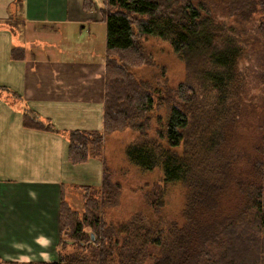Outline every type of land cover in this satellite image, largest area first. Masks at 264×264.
I'll use <instances>...</instances> for the list:
<instances>
[{
  "label": "trees",
  "instance_id": "obj_1",
  "mask_svg": "<svg viewBox=\"0 0 264 264\" xmlns=\"http://www.w3.org/2000/svg\"><path fill=\"white\" fill-rule=\"evenodd\" d=\"M257 6L256 0H103V129L69 132L68 161L99 160L106 137L130 126L146 136L143 115L152 110L154 95L158 102L171 101L166 130L159 134L167 146L144 138L130 145L127 155L142 170L161 167L168 183H187L186 224L154 222L139 212L111 227L94 187L75 186L84 192L79 212L62 185L56 261L0 264H264V141L254 155H241L236 124L223 125L226 116L239 120L243 115L250 77L240 63L247 48L264 38V20H255ZM84 7L93 11L94 0H85ZM150 36L170 42L184 60L188 78L175 90L163 92L135 78L132 70L147 60L139 41ZM258 62L263 79L264 55ZM27 122L26 127L58 133L52 124ZM244 159L250 167L246 177L238 175ZM105 187L110 204L119 186L109 181ZM235 190L240 219L224 213V199ZM155 198L150 204L156 208ZM70 246L84 252L66 253Z\"/></svg>",
  "mask_w": 264,
  "mask_h": 264
},
{
  "label": "crops",
  "instance_id": "obj_2",
  "mask_svg": "<svg viewBox=\"0 0 264 264\" xmlns=\"http://www.w3.org/2000/svg\"><path fill=\"white\" fill-rule=\"evenodd\" d=\"M94 2L89 12L85 0H0V261H55L62 185L102 179L99 160L70 164L67 139L103 129L107 30L92 32L90 65L70 46L76 32L61 30L106 26ZM31 120L58 133L26 127Z\"/></svg>",
  "mask_w": 264,
  "mask_h": 264
},
{
  "label": "rangeland",
  "instance_id": "obj_3",
  "mask_svg": "<svg viewBox=\"0 0 264 264\" xmlns=\"http://www.w3.org/2000/svg\"><path fill=\"white\" fill-rule=\"evenodd\" d=\"M95 1L97 2L96 7L102 6L103 0ZM256 1L258 6L255 20L261 21L264 20V7L260 5L261 0ZM61 30L62 32H69L68 35L72 34L73 31L76 32L77 37L70 39V46L77 49L79 45L81 51L87 53L85 64L90 65L89 46L94 45L97 47L98 45L96 41L92 40V32L96 30L103 36L107 27L94 28L92 25H87L85 28L79 29L77 26L67 25L65 29L62 27ZM70 37L71 35H69ZM83 38L87 42L85 46H81ZM101 41L99 40L100 43ZM139 43L142 46V54L145 55L147 60L143 66L132 70L136 80H147V82L154 83L156 84L154 89L159 88L163 92L169 89L175 90L180 84L187 81L188 71L184 60L174 52L170 42L150 36L141 38ZM60 46L61 44H59ZM263 55L264 38L259 44L247 48L244 59L240 63V67L246 70L250 77L248 79V97L245 99L243 115L239 120L235 117L232 119L228 115L223 123L226 128L230 127L232 122L236 124V130H239L237 143L241 155H254L258 144L264 141V78L261 79V63L258 62V59ZM71 59L70 56L69 60ZM250 66H254V70ZM86 78L84 74L81 76V79ZM154 96L155 104L152 110L143 115L145 125L141 130L146 136L142 137L141 132L137 131L138 129L134 126L109 134L105 139L102 156L99 159L102 179L99 180L98 173H95V178L88 182L90 185H86L95 188L96 197L102 204V217L108 226H119L132 219L139 212H145L154 222L173 221L179 226L186 224L183 213L189 199L187 183H168L165 181L161 167H157L153 171L142 170L132 163L127 155V148L133 143L140 142V139L144 140V138L152 141L156 139L155 141L159 144L167 146L166 140L160 138L159 134L166 130V121L170 111L169 105L172 102L167 100H159L158 102V95ZM193 120L191 124L195 125ZM176 151L181 152V149L178 148ZM249 169L248 160L244 159L240 164L238 175L246 177V172ZM109 181L111 184L119 186V189L115 190V198L110 204L104 200V197L108 195H105V183H109ZM75 186L67 188V201L73 210L83 212L84 192ZM151 197H156L155 199L158 200L155 204L158 210L150 204ZM238 197H240V194L235 190V193H230L224 199V213L234 215L235 218L238 216ZM238 218L240 219V215ZM65 252L82 253L84 251L81 252L77 247L70 246ZM154 252L157 253V249ZM52 254L56 261L58 254L55 251ZM151 262L149 260L147 263Z\"/></svg>",
  "mask_w": 264,
  "mask_h": 264
},
{
  "label": "water",
  "instance_id": "obj_4",
  "mask_svg": "<svg viewBox=\"0 0 264 264\" xmlns=\"http://www.w3.org/2000/svg\"><path fill=\"white\" fill-rule=\"evenodd\" d=\"M92 238L94 239V236L92 235Z\"/></svg>",
  "mask_w": 264,
  "mask_h": 264
}]
</instances>
